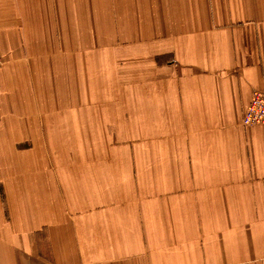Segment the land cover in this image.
Here are the masks:
<instances>
[{"label":"crops","instance_id":"obj_1","mask_svg":"<svg viewBox=\"0 0 264 264\" xmlns=\"http://www.w3.org/2000/svg\"><path fill=\"white\" fill-rule=\"evenodd\" d=\"M0 54V264H264V0H0Z\"/></svg>","mask_w":264,"mask_h":264},{"label":"rangeland","instance_id":"obj_2","mask_svg":"<svg viewBox=\"0 0 264 264\" xmlns=\"http://www.w3.org/2000/svg\"><path fill=\"white\" fill-rule=\"evenodd\" d=\"M83 44H84V51H85L86 47L91 45V42H89V40H88V41L83 42ZM0 57H1L0 60H1V64H2L3 58L1 56V54H0ZM54 71H56V76H60V74H59L60 70L57 69ZM41 75H42V78L44 79V86L43 85L36 86L34 84H32L30 86L27 85L26 90H20V91H28V92L19 93V91H18V93L15 94L16 98L20 102V104H22L24 107L28 108L27 112L21 113L18 111L19 114L18 113L17 114L18 115L25 114V113H27V115L30 114L33 117V121L31 123L33 130H35L36 132H39V134H37V133L34 134L35 137H37L34 141L36 147L42 146L43 142L45 143V140H43V137H44V132H46L47 129H49L48 127L52 128V132H51V134H49L52 139H55L56 137L59 136V133L57 131V129H59L58 121H57V118L55 117L56 115H54V110L51 109V111H50L51 113H49V115L44 114L42 111L45 110V113H48V110L42 108L43 102H41L40 100H37L36 96H34V100L32 97L31 91L32 92L56 93L55 86L48 83V80H51V78H53L55 76L53 70H51L49 72V70L45 69V70L41 71ZM71 77H72L71 70H67L66 72L64 71V80H65V83L67 84L66 85L67 88H70L69 82L67 83V81L69 80V78L71 79ZM73 93H74V91H73ZM80 95L81 94H78L77 96H80ZM68 103H70V102H68ZM8 109H11V108L8 107ZM23 116L24 115H20V119H22ZM45 119L47 120L48 127H46V125L44 123V121L46 122ZM25 155L26 154H24L22 156H25ZM44 155H46V154L44 153Z\"/></svg>","mask_w":264,"mask_h":264},{"label":"built area","instance_id":"obj_3","mask_svg":"<svg viewBox=\"0 0 264 264\" xmlns=\"http://www.w3.org/2000/svg\"><path fill=\"white\" fill-rule=\"evenodd\" d=\"M242 124H264V84L261 89L252 92L250 101L242 117Z\"/></svg>","mask_w":264,"mask_h":264}]
</instances>
